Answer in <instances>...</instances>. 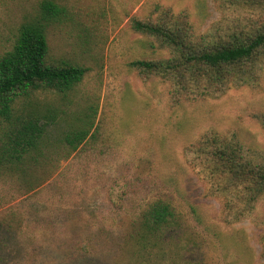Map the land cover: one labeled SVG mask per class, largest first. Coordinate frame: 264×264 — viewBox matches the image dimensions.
I'll return each mask as SVG.
<instances>
[{"label": "rangeland", "instance_id": "obj_1", "mask_svg": "<svg viewBox=\"0 0 264 264\" xmlns=\"http://www.w3.org/2000/svg\"><path fill=\"white\" fill-rule=\"evenodd\" d=\"M42 1L0 0V54ZM54 1L67 16L47 32L51 56L86 72L66 95L39 92L31 107L37 98L42 107L66 108L72 124L94 107V127L38 188L0 177V264H264V197L252 215L228 222L185 159V148L210 130L264 149L257 118L264 113V67L254 85L175 102L168 83L129 65L169 55L132 28V17L154 19L169 8L186 13L201 35L251 10L230 0ZM158 200L172 203L180 227L149 256L134 238Z\"/></svg>", "mask_w": 264, "mask_h": 264}, {"label": "trees", "instance_id": "obj_2", "mask_svg": "<svg viewBox=\"0 0 264 264\" xmlns=\"http://www.w3.org/2000/svg\"><path fill=\"white\" fill-rule=\"evenodd\" d=\"M230 2L251 11L201 35L186 13L169 8L154 19L132 17V28L146 35L153 49L157 46L169 55L136 59L130 67L144 78L168 83L175 102L256 84L264 67V0ZM66 14L54 0H43L36 15L22 22L11 48L0 54V177L14 175L27 190L46 181L59 160L70 157L94 127V107L74 124L66 108L42 107L37 98L31 107L39 92L66 95L86 72L80 64L51 56L47 32ZM257 118L264 126V113ZM185 159L208 195L221 202L228 222L252 215L264 197V149L246 147L235 133L207 131L185 148ZM142 217L134 241L141 254L152 256L167 244V234L180 227L179 215L170 201L158 200Z\"/></svg>", "mask_w": 264, "mask_h": 264}]
</instances>
